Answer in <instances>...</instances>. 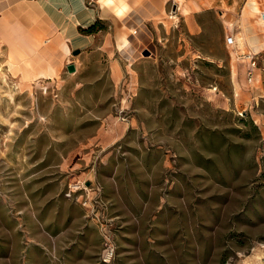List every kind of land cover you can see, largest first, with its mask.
Wrapping results in <instances>:
<instances>
[{"label":"rangeland","instance_id":"obj_1","mask_svg":"<svg viewBox=\"0 0 264 264\" xmlns=\"http://www.w3.org/2000/svg\"><path fill=\"white\" fill-rule=\"evenodd\" d=\"M107 12L94 46L69 57L73 72L32 77L26 67L40 61L0 45V264H65L51 250L52 221L68 210L92 220L98 205L97 222H114L100 180L116 162L129 189L148 157V195L166 211L139 221L132 241L114 239L125 222L105 226L100 252L116 247L108 264H264V52L227 48L216 12L200 13L191 34L171 1L142 41L125 6L113 0ZM123 35L133 39L130 62L118 52ZM251 53L257 67L244 75L238 60L250 65ZM113 59L126 63L118 83ZM238 82L255 95L235 104ZM115 123L125 132L108 138Z\"/></svg>","mask_w":264,"mask_h":264},{"label":"crops","instance_id":"obj_2","mask_svg":"<svg viewBox=\"0 0 264 264\" xmlns=\"http://www.w3.org/2000/svg\"><path fill=\"white\" fill-rule=\"evenodd\" d=\"M112 1L97 0L100 9L98 11L94 5L87 4L86 0H0V45H4V52H29L40 61V66L34 67L30 64L26 67L30 76L44 75L43 72L47 67L52 69L53 76H55L71 62L69 57L76 50L84 52L94 46L96 35L100 32L98 24L106 19L108 5ZM171 1L175 8L174 16L185 22L189 33L194 34L200 30L199 23H197V16L200 13L216 12L222 19L225 35L240 34L242 40H239L237 36L239 40L237 43L244 44L248 52H251L249 50L264 52V0H115V7L118 9L119 3L125 6L126 19L136 20L135 24L139 27V33L137 35V30H135L134 38L142 41L146 40L149 34L154 39V30L152 31L147 24L151 21H159L162 13H166V6L170 5ZM121 19H124L123 16ZM227 20H232V23H228ZM92 25L94 28L89 30ZM149 25L153 27V24L149 23ZM7 37H14L15 40L7 41ZM129 38L132 42L130 60H134L131 37L123 35L119 38L118 52L120 54L124 41L127 42ZM233 48L238 49L236 46ZM236 53L240 55L238 58L242 59V53ZM255 54L257 53H251L254 56ZM123 59L126 60L124 57ZM238 61L244 63V75H248L249 63L243 60ZM121 63L126 66L121 59H113L110 63L111 77L116 83L120 82L123 77ZM238 84L242 94L237 98L234 93L235 104L239 101H246V97H254L253 88L245 89L241 83L238 82ZM126 127V124L123 126V124L116 125L115 123L114 126L109 127L108 138H113L115 135L116 137L122 136ZM103 141L101 144H107ZM105 161L109 159L106 158ZM154 163L151 157L146 160L142 159L141 165L135 162L138 166V172H134L137 177L134 178L131 172L133 176H130L131 187L124 189L122 178H119L116 173L117 164L112 162L108 174L103 175L100 180L101 192L99 190V193H102L104 199L110 202V216L115 218V221L105 220V224L102 221L98 223L96 218L99 214H103L101 208L98 210V205H95L96 209H92L96 217L92 220H86L81 212L79 215H71V211L68 210L66 220L60 222L53 220L51 223V250L56 255V259L59 261L61 258L65 264H103L99 254L103 239L107 234L105 226H112L115 222H125L115 231L114 239L119 236L122 239L125 238L126 241H132L133 237L139 236L140 229L137 228L139 221L147 223L150 218L149 214L154 211L156 213L162 211L160 214L162 216L166 210H161L159 205H154V196L148 195V189L152 187L149 174L154 173ZM92 194L91 198L96 195L93 192ZM87 198H89L88 195ZM93 202L97 203L95 200L91 201L92 204ZM149 203L154 207L149 206ZM165 220L163 216L161 220L154 221V216H151L153 224L162 225ZM160 227L157 226L159 229Z\"/></svg>","mask_w":264,"mask_h":264},{"label":"built area","instance_id":"obj_3","mask_svg":"<svg viewBox=\"0 0 264 264\" xmlns=\"http://www.w3.org/2000/svg\"><path fill=\"white\" fill-rule=\"evenodd\" d=\"M86 3L90 4V2L88 0H86ZM224 40H225L226 46L234 47V43H235L234 35L226 34ZM249 60H250V67L248 70V75H251L252 68L256 66V59L254 58V55H251ZM85 200H87V199H85ZM86 203L87 202L84 201L83 204H86ZM114 254H115V246L112 244H108L106 242L105 246L102 248V250L99 254L100 261L104 264H108L114 258Z\"/></svg>","mask_w":264,"mask_h":264},{"label":"bare ground","instance_id":"obj_4","mask_svg":"<svg viewBox=\"0 0 264 264\" xmlns=\"http://www.w3.org/2000/svg\"><path fill=\"white\" fill-rule=\"evenodd\" d=\"M134 32V31H133ZM239 35V40H242V36L240 34ZM235 37V43H234V46L237 44V41H239L237 39V36H234ZM126 39V38H125ZM120 41H124V39H120ZM121 44V43H120ZM124 44V45H123ZM123 47L120 49V54L123 55V57L126 59V60H129L130 61V57H131V54L130 51H131V46H132V42L130 39H128L127 42L124 41L123 43ZM229 48H232L231 46H228ZM251 55H247L246 57L249 59Z\"/></svg>","mask_w":264,"mask_h":264},{"label":"water","instance_id":"obj_5","mask_svg":"<svg viewBox=\"0 0 264 264\" xmlns=\"http://www.w3.org/2000/svg\"><path fill=\"white\" fill-rule=\"evenodd\" d=\"M77 53H79L78 50H76V51L74 52V54H77ZM148 54H149L148 51H144V55H148ZM67 70H68L69 72H73V71H75V66H74V64H68V65H67Z\"/></svg>","mask_w":264,"mask_h":264},{"label":"trees","instance_id":"obj_6","mask_svg":"<svg viewBox=\"0 0 264 264\" xmlns=\"http://www.w3.org/2000/svg\"><path fill=\"white\" fill-rule=\"evenodd\" d=\"M94 28V25H92L90 28H89V30H92Z\"/></svg>","mask_w":264,"mask_h":264}]
</instances>
